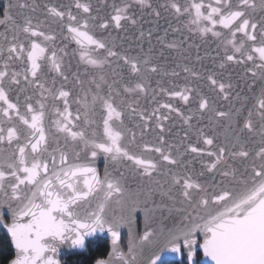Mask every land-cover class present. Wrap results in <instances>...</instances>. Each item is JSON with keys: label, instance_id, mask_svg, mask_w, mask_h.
I'll list each match as a JSON object with an SVG mask.
<instances>
[{"label": "snow or ice", "instance_id": "6c2138e0", "mask_svg": "<svg viewBox=\"0 0 264 264\" xmlns=\"http://www.w3.org/2000/svg\"><path fill=\"white\" fill-rule=\"evenodd\" d=\"M0 29L6 264H264V0H0Z\"/></svg>", "mask_w": 264, "mask_h": 264}, {"label": "water", "instance_id": "95a60500", "mask_svg": "<svg viewBox=\"0 0 264 264\" xmlns=\"http://www.w3.org/2000/svg\"><path fill=\"white\" fill-rule=\"evenodd\" d=\"M54 3H62V2H66V0H53ZM2 30V29H0ZM75 47L74 44H71L69 46V50H71V48ZM145 47H147V45H145ZM75 64V62H73ZM202 91H204L205 93H207V89L206 88H203ZM194 106V105H193ZM75 107V105H73V108ZM75 114V113H74ZM195 139V137H193V140ZM96 166L97 168L100 170V172L102 173L103 170H104V159H103V156H100L98 159H97V162H96ZM196 167H199V165L197 164ZM0 230L3 232V234L5 235V237L8 239L9 241V245H10V249L11 251L14 253V248L11 247V238L10 236L7 234L6 232V229L3 228L2 226H0ZM174 258L171 256V254L167 255L164 257V260L165 261H172Z\"/></svg>", "mask_w": 264, "mask_h": 264}, {"label": "trees", "instance_id": "16d2710c", "mask_svg": "<svg viewBox=\"0 0 264 264\" xmlns=\"http://www.w3.org/2000/svg\"><path fill=\"white\" fill-rule=\"evenodd\" d=\"M12 255L13 252L10 249L9 241L0 230V264H6L7 259H10Z\"/></svg>", "mask_w": 264, "mask_h": 264}]
</instances>
